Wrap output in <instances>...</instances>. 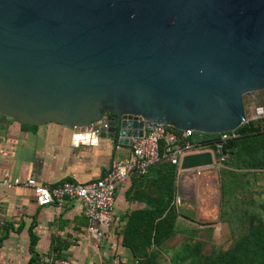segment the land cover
Masks as SVG:
<instances>
[{"label": "water", "instance_id": "1", "mask_svg": "<svg viewBox=\"0 0 264 264\" xmlns=\"http://www.w3.org/2000/svg\"><path fill=\"white\" fill-rule=\"evenodd\" d=\"M258 91L264 0H0V116L64 126L74 146H130L144 122L233 132Z\"/></svg>", "mask_w": 264, "mask_h": 264}, {"label": "crops", "instance_id": "2", "mask_svg": "<svg viewBox=\"0 0 264 264\" xmlns=\"http://www.w3.org/2000/svg\"><path fill=\"white\" fill-rule=\"evenodd\" d=\"M129 157L130 146L116 145L115 140L74 146L72 132L64 126H27L0 116V264H51L56 258L69 264H136L122 245V232L132 213L152 209L150 202L161 194L166 175L150 170L143 177H130L116 190L112 222L98 245L88 233L80 201L40 208L32 190L1 184L5 173L40 185L87 184L101 178L112 161ZM206 175L211 178L198 185L199 195L215 179L211 172ZM198 207L196 203L199 217L213 209V205L207 211Z\"/></svg>", "mask_w": 264, "mask_h": 264}, {"label": "built area", "instance_id": "3", "mask_svg": "<svg viewBox=\"0 0 264 264\" xmlns=\"http://www.w3.org/2000/svg\"><path fill=\"white\" fill-rule=\"evenodd\" d=\"M264 118V108L254 107L253 115L245 123ZM244 123V124H245ZM105 124L104 121L98 123ZM144 134L135 138L130 145V157L123 161H112L103 176L87 184L66 181L58 185H40L34 180L21 181L10 178L5 173L1 184L7 189L24 187L32 190L37 207L56 206L60 208L66 200H78L83 205V215L88 223V233L96 245L100 244L103 232L112 222V212L116 190L123 186L130 177H143L149 169L159 163L167 162L177 167V179L189 188H195V181L200 180L208 172L215 175L213 184L205 186L200 192V210L207 211L216 197L218 172L223 167L226 156L223 154L224 145L237 138L236 131L218 135L214 142V149H209L200 143L189 142L193 135L192 130L177 131L172 127L144 122ZM209 152L212 155L213 165L191 170H180L181 159L189 154ZM215 189V190H214ZM173 205L180 207L181 199L186 198L180 189L175 194ZM198 207V208H199ZM51 264H69L63 259H53Z\"/></svg>", "mask_w": 264, "mask_h": 264}, {"label": "trees", "instance_id": "4", "mask_svg": "<svg viewBox=\"0 0 264 264\" xmlns=\"http://www.w3.org/2000/svg\"><path fill=\"white\" fill-rule=\"evenodd\" d=\"M235 134L237 138L224 145L223 154L226 159L218 172V181L264 170V125L249 121L241 125ZM218 137L193 133L188 141L213 150ZM150 170L166 175V180L162 179L160 183L161 194L150 202L152 209L132 213L122 232V245L131 251L136 264H160L157 259L158 250L171 234V226L176 219L173 201L177 167L162 162ZM221 189L225 197V182H222ZM243 207L247 208H244L246 211H242V207L238 211L234 208L230 211L234 217L243 219L241 231L231 248L204 257L200 253V247L184 246L172 255L168 264H264V222L261 218L264 216V208L250 210L246 204Z\"/></svg>", "mask_w": 264, "mask_h": 264}, {"label": "rangeland", "instance_id": "5", "mask_svg": "<svg viewBox=\"0 0 264 264\" xmlns=\"http://www.w3.org/2000/svg\"><path fill=\"white\" fill-rule=\"evenodd\" d=\"M243 105L248 119L253 115L254 107L264 108V91H258L243 96ZM255 124L264 125V118L253 121ZM211 176H204L195 181V188H188L177 179L175 184L178 190L186 197L182 205L176 209V219L171 226V234L161 245L157 253L160 264H168L172 255L179 252L184 246L201 249V255L210 257L214 254L225 252L232 247L242 227V218L230 214L232 208L238 211H246L245 204L252 209L261 210L264 206V170L257 173H250L246 176H236L233 179L220 180L217 183L216 197L213 202V209L210 212L196 215V203L200 204L198 185L209 181ZM227 184V195L223 197L221 184ZM215 190V189H214ZM237 208V209H236ZM245 208V209H244ZM210 210V209H209ZM223 214V217H221ZM264 222V216H261Z\"/></svg>", "mask_w": 264, "mask_h": 264}]
</instances>
